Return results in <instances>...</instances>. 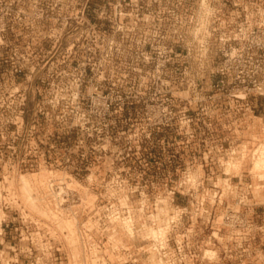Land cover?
Returning <instances> with one entry per match:
<instances>
[{
  "label": "rangeland",
  "instance_id": "rangeland-1",
  "mask_svg": "<svg viewBox=\"0 0 264 264\" xmlns=\"http://www.w3.org/2000/svg\"><path fill=\"white\" fill-rule=\"evenodd\" d=\"M235 1L264 6V0ZM92 2L90 24L35 20L27 26L32 34L56 33L59 39L0 43V220L23 210L48 229L2 234V264L14 257L9 243L28 241L41 245L39 257L47 264H134L145 258L160 264L149 250L159 235L148 232L168 223L181 204L171 193L178 181L212 180L221 187L239 177L254 189L247 203L253 209H242L240 225L254 231L262 226V232L241 233L243 242L235 244L239 239L224 229L199 230L190 234L186 250L194 264H264V169L252 168L264 148L242 167L230 161L226 168H185L187 160L212 154L219 138L176 132L183 116L218 113L207 88L221 43L174 39L181 27L171 23L167 0ZM120 11L128 13L122 25ZM176 12L183 17L181 8ZM134 19L139 22L132 24ZM255 114L263 118L264 109ZM43 152L51 158L70 152V166L30 167ZM22 175L30 181L28 192L20 188ZM57 178L62 187L54 192L60 194L52 195L47 181ZM129 187L135 190L126 199ZM7 193L13 199L4 207ZM126 207L132 233L113 217L123 216ZM206 249L214 253L206 255ZM38 252H19L16 264H30Z\"/></svg>",
  "mask_w": 264,
  "mask_h": 264
},
{
  "label": "built area",
  "instance_id": "built-area-1",
  "mask_svg": "<svg viewBox=\"0 0 264 264\" xmlns=\"http://www.w3.org/2000/svg\"><path fill=\"white\" fill-rule=\"evenodd\" d=\"M167 2V6L172 10V16L175 17L171 23L181 27L180 30L174 31L172 35L174 39L221 43L212 57L214 64L210 74L214 82L207 88L210 93L207 98L212 100L218 113L183 116L176 131L187 136H214L219 138V143L212 154L203 152L202 156H198L199 160L191 158L184 163V167L226 168V163L230 161L235 167L239 163L242 167L246 159L253 160L259 149L264 148V117L255 114L258 109H264V6L235 0H167ZM92 4V0H0V43L59 39L60 35L56 33L32 34L27 30V26L35 20L42 21L43 24L61 26L77 25L79 22L90 24L88 12ZM99 8L97 14L102 18L106 13V5L102 4ZM178 8L183 10V17H177ZM29 10H33L32 14ZM64 10L70 11L69 14ZM126 14L128 13L120 11V25L124 23ZM130 22L137 24L139 21L134 19ZM246 41H250V44L245 47L242 43ZM202 55L205 56V53ZM255 118L262 119L261 123H257ZM70 158V152L52 158L43 152L40 160L34 162L36 166L33 162L29 165L65 169L70 166ZM59 181V178L47 181L52 195L60 194V191L54 192L55 188L62 187ZM211 181L204 185L203 181L185 179L179 180L178 185L173 187L171 193L178 194L181 204L175 206L168 220L167 231L157 240L152 239L150 243L149 250L155 255L154 263L194 264V259L190 258L186 249L190 234L199 230H210L212 234H218L224 229L239 239L234 240L235 244L243 242L240 239L242 237H237L239 234L261 231L262 226H258L254 231L250 227L240 225L243 218L242 209L252 207L247 204L253 198L252 184L240 177L233 182L223 183L221 187ZM134 190L129 187L124 197L129 199L130 193ZM5 195L8 197L7 200H3V204L7 207L11 202L9 200L13 198L9 193ZM143 208L144 206L140 205L139 210ZM124 211L126 213L123 216L116 213L113 217L120 221L125 218L132 228L130 207L124 208ZM14 214L12 217L5 214L1 216L0 236L6 231L19 235L48 232V229L36 224L26 211L18 210ZM144 226L145 222L140 223V229ZM1 238L4 241V237ZM2 242L1 256L5 251ZM7 247L10 248L7 253L14 252L13 258H3L7 260V264L18 263L19 252L30 257L35 250L39 251L36 254L38 257L29 263L47 264L39 257L41 245H35L33 241H28L21 247L16 243H9ZM83 247L87 249L88 245L85 243ZM126 262L125 260L121 264ZM134 264H153V260L134 259Z\"/></svg>",
  "mask_w": 264,
  "mask_h": 264
},
{
  "label": "bare ground",
  "instance_id": "bare-ground-1",
  "mask_svg": "<svg viewBox=\"0 0 264 264\" xmlns=\"http://www.w3.org/2000/svg\"><path fill=\"white\" fill-rule=\"evenodd\" d=\"M252 168H254V169H264V154H262L261 156H259V157H257L256 158V160L253 162V166H252ZM20 185H21V189H22V191L24 192H28L29 191V182L30 181H28V179H26L23 175L20 177ZM20 189V190H21ZM21 191V192H22ZM22 192V193H23ZM24 194H26V193H24ZM27 195V194H26ZM1 221V220H0ZM121 222V224H122V227L124 228V230L125 231H127V232H129V233H132L133 231H132V228L130 227L131 226V224L129 223V221L128 220H126L125 218H123L122 219V221H120ZM168 223H165L162 227H159L158 228V230H150V232H148V233H151L152 235H154V236H157V235H159V236H157V237H161V236H163V234L167 231V229H168ZM152 228V227H151ZM151 228H148V229H151ZM132 231V232H131ZM149 231V230H148ZM153 236V237H154ZM2 239V238H1ZM1 242V241H0ZM1 251V250H0ZM206 251V255H212V253H214L213 251H211V250H205ZM4 260H6V259H4ZM4 260H3V262H4ZM1 261V260H0ZM5 264H7V260L5 261Z\"/></svg>",
  "mask_w": 264,
  "mask_h": 264
}]
</instances>
